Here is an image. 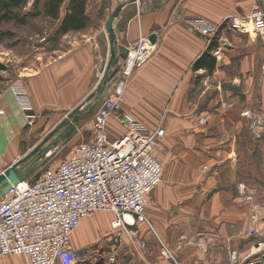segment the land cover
Listing matches in <instances>:
<instances>
[{
    "label": "crops",
    "instance_id": "0c3cea01",
    "mask_svg": "<svg viewBox=\"0 0 264 264\" xmlns=\"http://www.w3.org/2000/svg\"><path fill=\"white\" fill-rule=\"evenodd\" d=\"M92 1L96 2L86 11L91 19L100 4L87 3ZM106 3L103 18L93 20L95 26L76 32L70 48L25 77L24 90L36 113L42 107L56 112L74 106L93 85H115L123 78L127 49L140 37L155 35L150 58L126 77L121 109L166 134L159 141L163 176L145 212L151 228L136 226L145 249H138L123 233L117 236L110 227L111 213H98L110 217L104 227L111 236L107 244L79 248L80 241L89 243L100 233L91 227L92 215L80 222L81 232L71 238L72 247L89 251L84 264H169L160 254L159 242L181 264H229L232 251L238 264H244L257 249L256 241L245 236L252 219L264 235V36L235 33L222 24L255 5L264 6V0ZM113 10L111 51L106 22ZM193 19L221 27L214 37L216 65L210 74L192 71L211 42L191 27ZM111 60L117 65L110 66ZM0 112L3 171L13 164L28 127L9 89L0 92ZM201 117L207 119L203 125L198 123ZM254 119L261 127H251ZM42 124L37 122L30 133Z\"/></svg>",
    "mask_w": 264,
    "mask_h": 264
},
{
    "label": "built area",
    "instance_id": "2783aa9c",
    "mask_svg": "<svg viewBox=\"0 0 264 264\" xmlns=\"http://www.w3.org/2000/svg\"><path fill=\"white\" fill-rule=\"evenodd\" d=\"M189 23L209 42L221 28L201 19ZM224 27L252 37L264 36V6L255 5L249 12L229 17L223 22ZM153 50L148 39L142 38L128 51L126 69L140 68ZM118 85L117 96L105 99L98 109L88 142L72 147L63 161L43 170L37 179H24L0 197V259L10 256L20 257L24 264H84L89 251L75 250L71 236L83 219L96 212L111 213L110 227L117 236L123 233L138 249L146 248L136 226L142 223L151 228L145 212L150 195L163 176L153 150L156 140L163 138L164 133L159 129L149 133L130 115L115 113L124 83ZM10 90L18 106L26 112L27 125L32 126L35 117L29 114L24 86L22 83L11 85ZM112 117L125 130L109 140L106 129ZM247 235L262 238L255 219ZM261 240L244 264H264V239ZM159 244L160 254L169 264H181L161 242ZM177 248H181L179 239ZM254 255L257 258H253ZM238 260L233 252L229 264H238Z\"/></svg>",
    "mask_w": 264,
    "mask_h": 264
},
{
    "label": "rangeland",
    "instance_id": "374dc122",
    "mask_svg": "<svg viewBox=\"0 0 264 264\" xmlns=\"http://www.w3.org/2000/svg\"><path fill=\"white\" fill-rule=\"evenodd\" d=\"M95 2L96 1H92V3L89 2V4L86 3L87 7L85 9V14L88 17L89 22L84 30H89L91 27L95 26V22L93 21L95 17L101 19L105 14L104 9L108 4L106 3V0H99V9L92 12L94 18L91 19L88 16L91 12L87 14L86 11H88L89 7ZM28 4L29 5L21 11L22 14L31 11L30 7L32 2L30 1ZM64 10L65 4L61 7L59 20H52L43 14H40L35 18L28 19L23 25L9 23L3 24L2 27H0V32L8 33L7 37L3 38L0 42V65L5 67V70L0 72V92L5 89L10 90L11 85H18L21 83L24 85L25 77L28 75H35V73L42 68V65L53 62L61 51L70 48L69 42L74 39V35H78V33L69 32L65 35L56 34V30L62 19L61 13H63ZM110 12V14H114V10ZM142 38L146 37H140L135 45L127 49V54L128 51L135 47ZM127 54L125 55V58L122 59L121 71L123 78L117 81L115 85H93L85 95L80 97V100L74 106L64 107L62 110L56 112L50 107H42L41 111L36 113L33 103L30 100L29 114L35 117L34 124L32 126L25 125L28 129H24L19 139L18 155L14 158L13 164H10V166H12L15 162H18L15 164L17 175L24 177L25 180L33 181L39 177L43 170L54 168L63 161L68 156L72 147L81 143H86L90 140L93 121L98 109L101 107L105 99H111L117 96L116 90L119 87L118 84L120 82L126 83V77L133 70L126 69L125 59ZM125 88L126 85H124L121 100L118 104V109L115 112L117 115L127 114V112L125 113V111L121 109L122 104L124 103ZM223 106H225V104H223ZM19 109L21 110L20 107ZM22 114L25 116L26 112L22 111ZM202 119L205 121L200 123V120ZM206 121L207 119L205 117H201L198 120V123L203 125ZM37 122L43 123L41 125L42 128L30 133L31 129ZM135 122L149 133H153L158 129L162 130L161 128L150 129L142 123ZM108 123L109 125L106 129V134L109 140L115 139L120 136L121 133H124V127L117 122L115 117L110 118ZM254 124L255 126H253ZM251 127H261V121L254 119L251 122ZM62 135H65L66 137H62ZM165 135L166 134L164 133V137ZM161 139L156 140L153 150V154L160 164V153L162 152V149L159 146V141H161ZM7 168L2 170H6ZM98 213L103 212H96L93 214L94 222L91 223V227L94 232L100 233L93 237L89 243H82L80 241L79 248H84L95 242L107 244L108 240L111 239L110 233L105 232L104 228L110 217ZM90 217H92V215L85 219H89ZM252 221L253 219L251 222ZM80 229L81 228L78 227L72 234L71 238H73V236L79 237L81 232ZM247 232L248 229L245 235L248 240L252 239L257 243L259 240L264 239L263 234H261L262 238H253L249 237ZM116 238L118 239V237ZM233 252L235 251H232L231 254ZM0 264H24V262L20 257L9 256L1 258Z\"/></svg>",
    "mask_w": 264,
    "mask_h": 264
},
{
    "label": "trees",
    "instance_id": "16d2710c",
    "mask_svg": "<svg viewBox=\"0 0 264 264\" xmlns=\"http://www.w3.org/2000/svg\"><path fill=\"white\" fill-rule=\"evenodd\" d=\"M31 4V11L22 14L21 11ZM87 0H0V27L3 24L13 23L23 25L28 19L35 18L40 14L52 19L59 20L61 7L65 4V13L60 21L56 34L65 35L69 32L84 30L89 22L85 14ZM8 33L0 32V42ZM217 48L215 38L211 40L206 51L194 62L192 71L206 70L210 74L216 65L212 52ZM5 67L0 65V72Z\"/></svg>",
    "mask_w": 264,
    "mask_h": 264
},
{
    "label": "water",
    "instance_id": "95a60500",
    "mask_svg": "<svg viewBox=\"0 0 264 264\" xmlns=\"http://www.w3.org/2000/svg\"><path fill=\"white\" fill-rule=\"evenodd\" d=\"M115 14H112L111 16H109V18L107 19L106 22V32L109 34L110 36V48L111 51L113 50V41H114V32L112 31V22L114 20ZM148 41L150 42L151 45H155L156 43V36L155 35H151L148 37ZM127 54V52H126ZM125 58V57H124ZM123 58V59H124ZM115 61L111 60L109 65L113 66L115 65ZM105 64L102 65L101 70L104 69ZM107 75H105L104 77V81L107 80ZM66 137L65 135H62V137ZM18 163V162H16ZM15 163V164H16ZM15 164L8 167L6 170L3 171V173L0 175V197L2 195H4L6 192L9 191V189L11 188V186L16 185L17 183L21 182L24 180V177H21L19 175H17L16 170H15ZM40 166V165H38ZM37 166V167H38Z\"/></svg>",
    "mask_w": 264,
    "mask_h": 264
}]
</instances>
